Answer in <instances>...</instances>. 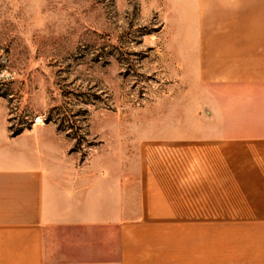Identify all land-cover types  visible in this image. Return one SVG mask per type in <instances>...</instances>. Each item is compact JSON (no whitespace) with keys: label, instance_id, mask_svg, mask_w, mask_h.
<instances>
[{"label":"crops","instance_id":"obj_1","mask_svg":"<svg viewBox=\"0 0 264 264\" xmlns=\"http://www.w3.org/2000/svg\"><path fill=\"white\" fill-rule=\"evenodd\" d=\"M208 1L202 81L264 101V0ZM0 264H264V128L80 162L51 124L13 133L0 98Z\"/></svg>","mask_w":264,"mask_h":264},{"label":"rangeland","instance_id":"obj_2","mask_svg":"<svg viewBox=\"0 0 264 264\" xmlns=\"http://www.w3.org/2000/svg\"><path fill=\"white\" fill-rule=\"evenodd\" d=\"M210 8L208 0H0L10 130L51 124L78 161L125 165L145 161L152 138L264 128V101L201 79L196 40L209 30Z\"/></svg>","mask_w":264,"mask_h":264},{"label":"trees","instance_id":"obj_3","mask_svg":"<svg viewBox=\"0 0 264 264\" xmlns=\"http://www.w3.org/2000/svg\"><path fill=\"white\" fill-rule=\"evenodd\" d=\"M17 132H19V131H16V132H13V133H17Z\"/></svg>","mask_w":264,"mask_h":264}]
</instances>
